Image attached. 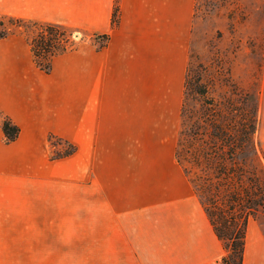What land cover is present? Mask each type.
I'll return each mask as SVG.
<instances>
[{
    "label": "crops",
    "instance_id": "1",
    "mask_svg": "<svg viewBox=\"0 0 264 264\" xmlns=\"http://www.w3.org/2000/svg\"><path fill=\"white\" fill-rule=\"evenodd\" d=\"M0 1V12L107 37L54 55L48 72L23 35L0 38V245L16 203L46 214L50 191L65 187L112 264H220L222 242L175 158L195 0ZM1 117L18 128L13 141ZM256 129L264 156L262 104ZM60 143L73 151L53 157ZM242 264H264L252 217Z\"/></svg>",
    "mask_w": 264,
    "mask_h": 264
},
{
    "label": "rangeland",
    "instance_id": "2",
    "mask_svg": "<svg viewBox=\"0 0 264 264\" xmlns=\"http://www.w3.org/2000/svg\"><path fill=\"white\" fill-rule=\"evenodd\" d=\"M3 15L12 14L0 12V32L6 27L9 35L21 34L28 42L37 35L30 24H14ZM68 28L72 34L61 43L66 50L105 40ZM263 52L264 0H195L175 158L215 224L230 193L264 200V156L256 129L260 104L264 108ZM59 145L51 149L53 157L73 151L70 144ZM5 188L16 196L14 182ZM49 196L46 214L16 203V229L5 230L0 264H112L110 246L94 242L99 235L92 221L78 222L82 214L72 211L76 188H54ZM250 217L264 225L263 208ZM221 242L226 255L229 243Z\"/></svg>",
    "mask_w": 264,
    "mask_h": 264
},
{
    "label": "trees",
    "instance_id": "3",
    "mask_svg": "<svg viewBox=\"0 0 264 264\" xmlns=\"http://www.w3.org/2000/svg\"><path fill=\"white\" fill-rule=\"evenodd\" d=\"M2 17L8 19L11 23H27L37 29V35L30 41V49L36 66L48 72L50 68V59L59 53L67 51L65 42L72 34L70 28L67 26L40 22L32 19H24L14 15H3ZM9 30L3 27L0 32V38L6 37ZM106 40V36H102ZM6 119V120H5ZM1 121V128L7 142L13 141L18 133V128L5 117ZM230 193L226 199V206L220 208L216 215L217 223L211 222L214 233L222 241L227 240V254L221 258L220 264H242L246 224L253 211H257L258 207L264 209V200L261 197L260 201H252V198L245 194ZM226 250V247L224 246Z\"/></svg>",
    "mask_w": 264,
    "mask_h": 264
}]
</instances>
